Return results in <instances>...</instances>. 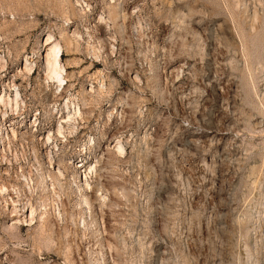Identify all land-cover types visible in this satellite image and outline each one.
<instances>
[{"label": "rangeland", "instance_id": "rangeland-1", "mask_svg": "<svg viewBox=\"0 0 264 264\" xmlns=\"http://www.w3.org/2000/svg\"><path fill=\"white\" fill-rule=\"evenodd\" d=\"M79 1L0 0V91L14 81L19 112L42 120L13 144L0 136V162L11 160L0 185L24 166L36 209L20 234L0 213V264H264V0H83L88 14ZM48 34L63 47L60 92L44 74ZM24 59L31 75L17 74ZM68 97L81 117L63 139ZM50 125L53 165L65 167L54 190L35 140ZM89 137L88 211L65 162Z\"/></svg>", "mask_w": 264, "mask_h": 264}, {"label": "bare ground", "instance_id": "bare-ground-1", "mask_svg": "<svg viewBox=\"0 0 264 264\" xmlns=\"http://www.w3.org/2000/svg\"><path fill=\"white\" fill-rule=\"evenodd\" d=\"M113 1H112V3H114ZM79 2H82L83 11L88 14L92 9L91 4L84 2L83 0H80ZM76 3H77V1H76ZM80 8H82V6H80ZM133 16L135 17V15H133ZM255 16H257V15H255ZM251 18L253 19V16ZM255 18H257V17H255ZM135 19H137V18L135 17ZM96 20H97V18H96ZM256 20H258V18ZM104 21H105V18H103L101 16V17H99L98 22H96V23L103 24L106 26L108 23H106ZM136 23H138V20L136 21ZM251 24H252V26L254 25V23H251ZM247 29L249 30L250 27ZM134 35H135V33H134ZM69 36H74V35L70 34ZM86 36L88 37L89 43L93 44L94 43L93 38L90 35H86ZM76 37L79 38L77 41H79L81 43L83 38L80 36L78 37V34L76 35ZM135 39H136V35H135ZM85 43H86V41H85ZM242 44H243V42H242ZM245 47H246V45H245ZM41 48H42V52L45 53L44 56L42 55V57H43L42 61H44L43 64H44L45 77H46L48 82L51 81V82L55 83L57 86L56 88L58 89V92H60L65 87L64 82H68V80L65 79L66 68L62 63V52H63L62 44H61L60 40L56 39L52 34H48V35H46V38L44 40H42ZM100 50H101V48L99 46H97V49L95 51H93L94 53L93 54L91 53L94 56L93 58H98L101 56ZM90 52H92V51H90ZM89 55H90V53H89ZM103 56L106 57V55H104L102 52V57ZM112 57H114V55H112ZM0 62L3 64V67H5L7 64L2 59ZM181 67H182V65H181ZM32 68L33 67L28 62V60L24 59L20 70H17V74H19L21 76L24 75L25 73H27V75H29V74L31 75L30 72H32ZM1 71L3 74L5 70L2 69ZM3 77H4V75H3ZM12 77H14V75ZM14 88H16V89L14 91L13 96H11L10 92L12 89L14 90ZM20 98H21L20 90H19V88H17V85L14 83V81H12L11 86H8V88L6 87V90L2 89L0 92V136L3 133V131L9 132L10 137L7 138L8 144H11V143L13 144L15 141H17L18 136H20L19 134L25 133L21 126L15 127L13 122H11V121H14L16 118V116H14V115H17V114H15L16 111L19 112V107H20L19 103L21 101ZM67 100L68 101L65 104V107L67 108V110L65 112H63V116L64 117L67 116L66 123H71V122L74 123L78 118L81 117V107L79 106L78 103L75 104L73 102V99H70L68 97ZM8 112H10V115H11L10 121H7V117L9 116ZM18 115H20V114H18ZM66 128L67 129L68 128L73 129V130L75 129L74 127H72L69 124L67 125ZM66 128L63 125L57 126L56 133L59 136H62L64 138V133H66V131H67ZM35 137H37L35 140L40 145V148L45 151L44 154L46 157V163H47L48 168H49L46 176L41 175L42 173H40L39 177L42 179V182L43 181L44 182L49 181L52 189L54 190V179L57 177V179H58L57 182H59L61 180V178H63V180L65 178V175L63 173V170H61L60 165L62 166V168H65V167L62 164L57 165V167H55L53 165L52 153L50 151V148H51L50 146L52 145L51 140L53 139V135L50 134V132H48L47 135L45 136L44 140L41 138V135H39V134ZM50 141H51V143H50ZM2 147H4V146H2ZM112 148L115 149V152L119 156H123L125 154V148H124V146L120 140L116 141L114 143V145L112 146ZM2 156L3 157L5 156V150L3 148H1V151H0V157H2ZM95 163H96V161H95ZM95 163H94L93 168H92V165H89V172L87 174H85V179L83 181L82 180L79 181L81 183L80 185L76 183V178H77L76 173L73 174V176H72V180H73L72 182H74L76 184L77 192H79V194H80L79 195L80 204H82L88 211L90 210V206H89V203L87 201V196L85 195V193L89 192V190L91 189L90 185L92 183H91L90 179H92V175L95 173V167H96ZM65 165H66V162H65ZM1 166H3L2 162H0V167ZM0 171L6 172V169H1ZM15 174L18 177V179H21V177H25L23 175L22 171H20V173H18V171H17ZM28 177L31 178V174H28ZM28 184L29 183H27L28 189L30 192H32V188ZM12 186H13V184H8L6 186L0 185V201L3 202V204H4V205L0 206V211H1L0 213H2L6 217V219H8L10 222V224L7 225V227H5V229L10 231L11 233L15 232L17 234H20L21 227L30 228V227L35 226V224H36V209L33 207L32 203L29 205H24V204L22 205L21 204L22 206H20L19 203H21V201L19 199H16V200L9 199V197H8V194L10 191L9 188H11ZM23 187L26 188V184L23 185ZM55 200L57 201L56 204H58L57 205L58 207L56 208L57 209V217H58V216H60L59 204H61V200H60V198H56ZM103 200H104V198H103ZM0 205H1V203H0ZM9 206L11 207V210H9ZM19 208H21L23 213H21V211L18 210ZM44 208L46 209V206ZM44 214H45V212H44ZM43 222H44V220H43ZM84 222H85V220L82 218V223L84 224Z\"/></svg>", "mask_w": 264, "mask_h": 264}, {"label": "built area", "instance_id": "built-area-1", "mask_svg": "<svg viewBox=\"0 0 264 264\" xmlns=\"http://www.w3.org/2000/svg\"><path fill=\"white\" fill-rule=\"evenodd\" d=\"M64 85H66V82H64ZM67 101L68 100L66 99L62 103V105H61L62 107L59 108V111L55 117V120H56L55 121V128L57 129V126H60V125L67 127V125L69 124L75 128L74 131H77L76 128L78 127V124H79L78 120H76L74 123L73 122L66 123L67 116L66 117L63 116V112H65L67 110V108L65 107V104ZM75 104H77V103H75ZM15 114H17V115H14V116H16V118L14 121H11V122H13L15 127L21 126L25 133H26V131H29V130L36 131V127L38 126L39 122L42 121L40 114H35V115L33 114V117L31 118V120H26L22 111H20V112L16 111ZM18 114H20V115H18ZM51 129H52L51 125L48 126L47 130H49L50 134H52ZM6 136H7V134H6ZM9 136H10V134H9ZM63 139H65V138H63ZM95 147H96V144L94 141V137H89V138H87V140H85L81 144L76 145V148H73V150L70 154L67 153L68 158L66 161V167L68 170L66 172V177H68L70 179V181H73L72 176H73V174L76 173V176H77L76 183L80 185L81 183L79 181L80 180L83 181L85 179V174H87L89 172V165H92V168L94 167L95 161H92L89 158H87V155L92 154L93 151L95 150ZM1 148L4 149V147H2V146H1ZM1 148H0V151H1ZM6 150L8 153H10L9 147H7ZM60 152H63V151L61 150ZM32 157H33L32 161L34 162L32 164L37 165V164H35V159H34L33 154H32ZM4 158H5V156H4ZM29 160H31V156H30ZM4 161H5V159H4ZM4 161H2L3 166H7V167L11 166V164H10L11 160L10 159H8L6 163ZM55 167H57V165H55ZM23 169H25L24 166H22V167L19 166L17 171H18V173H20V171H22V173L25 177H21V179H18V177H15V179L13 181V186L11 188H9L10 191L8 194L9 199H14V200L19 199L21 201V203H19L20 206H22L23 204L29 205L32 203V199L30 198V195H32L33 191L32 192L29 191L27 183H29L28 185L32 188V190H33V185H34L32 177L31 178L28 177V174L25 175L23 172ZM2 173L5 174L6 176H8L7 171L6 172L2 171ZM61 179H63V178H61ZM25 184H26V188L23 187V185H25Z\"/></svg>", "mask_w": 264, "mask_h": 264}]
</instances>
